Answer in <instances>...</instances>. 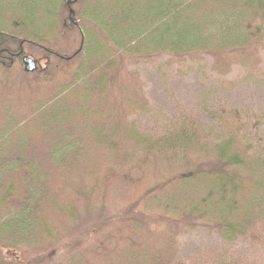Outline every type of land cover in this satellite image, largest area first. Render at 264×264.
Here are the masks:
<instances>
[{
	"label": "trees",
	"instance_id": "16d2710c",
	"mask_svg": "<svg viewBox=\"0 0 264 264\" xmlns=\"http://www.w3.org/2000/svg\"><path fill=\"white\" fill-rule=\"evenodd\" d=\"M205 56L264 83V0H0V72L30 89L0 79V264H256L179 256L198 227L264 249V133L230 108L210 127L156 112L137 69Z\"/></svg>",
	"mask_w": 264,
	"mask_h": 264
},
{
	"label": "rangeland",
	"instance_id": "374dc122",
	"mask_svg": "<svg viewBox=\"0 0 264 264\" xmlns=\"http://www.w3.org/2000/svg\"><path fill=\"white\" fill-rule=\"evenodd\" d=\"M112 16H115V13ZM204 59V62L197 64L188 63L187 67L181 70L177 66L166 68L164 63L167 58L154 63L138 64L137 69L141 73L148 99L155 111L166 114L171 119L183 116L196 117L202 119L200 121L203 127H210L216 124L215 118H210V112L223 108L235 109L246 113L244 116L246 138L264 133V116L255 117V114L264 115V83L254 79L239 67H234L223 80L213 71V58L205 56ZM262 68L264 70V63ZM11 77L24 91L21 98L27 97L30 92L29 77L26 76L24 68L15 73L7 70L0 72L1 80H9ZM33 80L36 82L34 78ZM61 80L62 77L57 76L53 79L54 85L58 86ZM227 80L240 83L231 89L228 85H223ZM132 119L142 131L153 135L160 133L161 122L155 115L149 117L137 115ZM226 251L239 260L264 264L263 247L246 240L229 245L203 227L185 233L180 239L179 256L185 262H189L196 255L216 256ZM11 257L12 255L7 259H12Z\"/></svg>",
	"mask_w": 264,
	"mask_h": 264
},
{
	"label": "water",
	"instance_id": "95a60500",
	"mask_svg": "<svg viewBox=\"0 0 264 264\" xmlns=\"http://www.w3.org/2000/svg\"><path fill=\"white\" fill-rule=\"evenodd\" d=\"M23 64L26 73H34L38 70V63L36 60L29 56L23 58Z\"/></svg>",
	"mask_w": 264,
	"mask_h": 264
}]
</instances>
